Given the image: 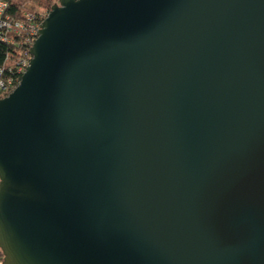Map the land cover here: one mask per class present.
<instances>
[{"label":"water","instance_id":"95a60500","mask_svg":"<svg viewBox=\"0 0 264 264\" xmlns=\"http://www.w3.org/2000/svg\"><path fill=\"white\" fill-rule=\"evenodd\" d=\"M29 52L1 264H264V0H57Z\"/></svg>","mask_w":264,"mask_h":264},{"label":"built area","instance_id":"2783aa9c","mask_svg":"<svg viewBox=\"0 0 264 264\" xmlns=\"http://www.w3.org/2000/svg\"><path fill=\"white\" fill-rule=\"evenodd\" d=\"M7 9L8 1L0 0V43L16 45L17 54L9 65H0V97L7 95L18 84V78L25 71L31 57L29 49L48 13L29 3L22 5L17 15ZM26 47L27 51L23 49Z\"/></svg>","mask_w":264,"mask_h":264},{"label":"trees","instance_id":"16d2710c","mask_svg":"<svg viewBox=\"0 0 264 264\" xmlns=\"http://www.w3.org/2000/svg\"><path fill=\"white\" fill-rule=\"evenodd\" d=\"M8 1V9L7 11L12 14H18V11L21 10L22 5L25 3H29L32 6L36 7H43L48 12L50 9V6L53 4L55 0H7ZM30 1V2H28ZM16 45H7L4 43H0V65H9L10 61H13L15 58L16 52ZM25 51H27V47L23 48ZM23 50V51H24ZM20 80V76L18 78ZM2 259L1 253H0V260Z\"/></svg>","mask_w":264,"mask_h":264},{"label":"rangeland","instance_id":"374dc122","mask_svg":"<svg viewBox=\"0 0 264 264\" xmlns=\"http://www.w3.org/2000/svg\"><path fill=\"white\" fill-rule=\"evenodd\" d=\"M56 1H57V0H55L53 3H55ZM28 2H30V1H28ZM39 8H42V9H44V10H45V8H43V7H40V6H39Z\"/></svg>","mask_w":264,"mask_h":264}]
</instances>
